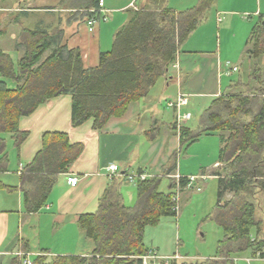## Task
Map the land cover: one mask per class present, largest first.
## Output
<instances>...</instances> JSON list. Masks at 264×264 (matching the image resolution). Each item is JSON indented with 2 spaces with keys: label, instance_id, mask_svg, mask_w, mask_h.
I'll return each instance as SVG.
<instances>
[{
  "label": "trees",
  "instance_id": "16d2710c",
  "mask_svg": "<svg viewBox=\"0 0 264 264\" xmlns=\"http://www.w3.org/2000/svg\"><path fill=\"white\" fill-rule=\"evenodd\" d=\"M216 1L198 0L180 12L162 4L128 10L130 19L115 35L112 50L101 53L99 65L90 69L84 65L81 51L69 48L61 31L21 27L16 39V49L21 53L17 65L0 49V76L16 84L15 89H9L0 82V175L10 164L5 136L11 135L19 155L30 136L21 130L20 121L40 106L70 95L71 127L77 129L93 121L94 131L102 132L111 119L123 117L132 103L148 97L152 88L168 77L182 47L207 19ZM99 3L61 0L60 7L81 11L87 21L99 20ZM248 46L240 77L212 101L198 126H172L179 137V149L170 159L168 175L178 167V154L202 138L215 135L221 143L220 167L213 174L218 180L213 220L222 229L223 239L214 257L182 264H235L234 259L245 253L264 260V14L259 16ZM84 151L85 144L72 143L67 132L43 134L41 150L20 170L27 213L39 212L47 205L58 176L68 174ZM164 178L140 182L133 207L124 202V180L114 178L97 211L79 219L95 244L94 251L88 256H40L33 264H141L136 257L148 252L146 228L162 218L178 216L177 193L160 191ZM188 184L189 178L182 177L180 191ZM174 189L177 186L172 182ZM1 190L14 192L17 188L0 181ZM227 194L232 197L224 201Z\"/></svg>",
  "mask_w": 264,
  "mask_h": 264
},
{
  "label": "crops",
  "instance_id": "0c3cea01",
  "mask_svg": "<svg viewBox=\"0 0 264 264\" xmlns=\"http://www.w3.org/2000/svg\"><path fill=\"white\" fill-rule=\"evenodd\" d=\"M134 1L104 0V11L99 16H106L107 21L97 20L94 32H90L85 14L60 7L61 0H0V49L17 65L21 53L16 49V39L21 27L51 32L57 29L69 48L81 51L84 65L90 69L99 65L101 53L112 50L115 35L130 19L128 10L162 4L180 12L193 7L198 0H139L140 4L137 0V8L131 6ZM261 14L264 0H217L207 19L182 47L168 77L159 81L165 98L170 96L171 87L176 88L174 98L163 101L162 96H152L158 82L148 97L132 103L123 117L111 119L102 132L94 131L93 121L77 129L71 127L70 95L42 105L31 116L22 118L20 128L30 132V136L19 155L11 135L5 136L10 164L8 171L0 175V181L17 191H0V264H33L40 256L52 259L90 255L95 244L81 228L79 219L97 211L111 182L107 171L110 164L119 166L123 174L164 176L170 181L169 192L177 193L171 190V183L176 176L185 177L187 173L181 165L180 171L177 167L172 174H166L171 157L179 149V137L172 126L177 124L178 114H191L193 118L192 104L196 99L212 98L211 104L226 92L232 80L240 77L241 66L248 58V40ZM234 68L237 70L233 71ZM0 82H5L9 89L16 88L15 83L1 76ZM180 95L186 96L184 104L180 109L171 108L168 104L176 102ZM183 125H189L188 121ZM46 132H67L72 143L85 144V151L68 174L58 176L47 205L39 212L27 213L20 189V170L41 150ZM213 165L215 172L220 167L219 160ZM68 177L78 179L75 187L68 185ZM123 180L124 202L127 205L129 198L133 205L127 206L133 207L138 200V184ZM179 193L175 195L177 199ZM231 197L227 194L224 201ZM249 257V263L258 259ZM238 258L234 259L235 264Z\"/></svg>",
  "mask_w": 264,
  "mask_h": 264
},
{
  "label": "rangeland",
  "instance_id": "374dc122",
  "mask_svg": "<svg viewBox=\"0 0 264 264\" xmlns=\"http://www.w3.org/2000/svg\"><path fill=\"white\" fill-rule=\"evenodd\" d=\"M137 4H140L139 0ZM161 84L162 81L153 90L152 96H162L163 101L174 98L176 88L171 87L170 96L165 98V91ZM211 99L207 97L195 100L192 104L193 118L191 122L188 121L190 127L198 126L199 118L209 107ZM219 147V138L212 135L202 138L187 151L178 154V170L180 171L183 165L187 173L185 177H193L195 181L193 188H188L183 192L178 191L181 194L179 193L178 196L177 217L162 218L157 225L146 228L144 243L146 247L156 250L158 255L162 257L178 255L186 258L187 263H200L216 255L218 243L223 239L222 229L213 220V212L217 204L218 180L212 176V172L215 168L213 163L219 158ZM169 184L170 181L164 179L160 185V191L168 193ZM126 203L128 206L133 205L130 204L129 198ZM249 255L245 253L237 257L236 264H264V260L260 258L249 263L247 260L250 258ZM185 261L181 258L176 260L178 264Z\"/></svg>",
  "mask_w": 264,
  "mask_h": 264
},
{
  "label": "built area",
  "instance_id": "2783aa9c",
  "mask_svg": "<svg viewBox=\"0 0 264 264\" xmlns=\"http://www.w3.org/2000/svg\"><path fill=\"white\" fill-rule=\"evenodd\" d=\"M136 1L137 0H135L134 3H132V5H131L134 8H137L135 5ZM104 6H105L104 0H100L99 13L104 11ZM99 21H107V17L102 16V17H100ZM96 23H98L97 20H88L87 24L89 26L90 32H94ZM236 70H237L236 68L233 69V71H236ZM185 99H186L185 95H180L176 102H170L168 105L171 108L180 109L181 106L184 104ZM191 118H192L191 114H186V115L178 114V118H177L178 126L180 127L182 125V123L191 120ZM107 171L109 173L108 176H109L110 180H113L114 177H119V178L125 179L126 181H128L129 183H132V184H139L140 182L146 181L148 178H150L149 174H146V173L137 172L135 174H130V173L123 174L120 172V168L116 164H110L107 167ZM181 178H182L181 176L175 177V180H176L175 185L177 186V189H176L177 193H178V191L181 190V188H180V179ZM194 181H195V178H193V177L190 178L187 188H191ZM67 183H68V185L75 187L78 183V179L76 177H68ZM174 200H175V202H177L178 201L177 197H175ZM177 212H179V206L177 208ZM136 258L141 260V264H171L173 261H176L177 259H179V256L175 255L173 257H162V256L158 255V253L156 251L150 250L144 256L136 257ZM26 264H32V263L30 261H27Z\"/></svg>",
  "mask_w": 264,
  "mask_h": 264
}]
</instances>
